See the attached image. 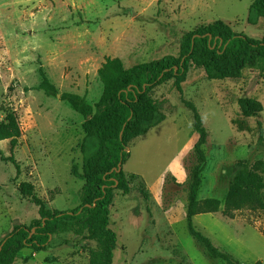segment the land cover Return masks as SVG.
<instances>
[{"label": "rangeland", "instance_id": "obj_1", "mask_svg": "<svg viewBox=\"0 0 264 264\" xmlns=\"http://www.w3.org/2000/svg\"><path fill=\"white\" fill-rule=\"evenodd\" d=\"M254 0H0V129L15 117L21 131L15 148L0 139V242L20 225L39 218L38 208L18 188L32 184L48 208L69 211L84 202L81 144L84 119L62 101L82 97L96 113L103 93L98 70L107 58L126 68L178 56L184 35L218 20L254 40L264 37V20L247 23ZM46 76L56 91L38 86ZM175 79L153 92L166 119L134 141L123 171L131 193H117L110 229L117 235L112 264H226L206 257L190 236L187 212L199 178L197 201L216 209L193 218L195 229L240 264H264V212L243 209L223 216L232 176L243 163L264 161V65L239 79L209 81L204 69L189 68L182 93ZM241 98L258 101L262 112L246 118ZM185 102L193 103L203 126L196 128ZM208 134L206 162L195 144ZM13 153L19 172L9 161ZM99 245L73 230L54 236L41 252L25 249L15 264H90ZM256 257L251 259V255Z\"/></svg>", "mask_w": 264, "mask_h": 264}, {"label": "trees", "instance_id": "obj_2", "mask_svg": "<svg viewBox=\"0 0 264 264\" xmlns=\"http://www.w3.org/2000/svg\"><path fill=\"white\" fill-rule=\"evenodd\" d=\"M261 20H264V0H254L249 7L247 23L256 26ZM262 64L264 37L251 39L234 32L221 20L184 35L178 56L168 55L130 68H126L119 58H107L98 70L103 93L95 104L93 116L91 106L79 95L65 93L61 97L84 119L85 137L80 148L82 174L76 166L71 169L73 177L85 181L83 204L69 211L52 210L38 197L32 184H21L18 191L38 208L39 218L28 226H17L0 242V264H15L25 249L41 252L54 236L70 230L77 236L87 232L88 238L99 245L98 249L91 251L90 264H112L117 235L110 229V212L116 194L120 192L126 196L132 190L123 171L129 159L130 145L166 119L154 102L155 87L175 79L174 89L182 93V84L191 65L204 69L209 81H217L239 79L245 69H259ZM38 90L46 94L56 91L46 76H43ZM185 105L193 112L196 128L202 127L196 106L191 102H185ZM238 106L246 118L262 112V105L253 99L241 98ZM20 136L16 118L9 117L8 124L0 129V139L10 140L12 151ZM263 138L264 129L259 124L260 142ZM207 145L208 134L202 130L195 144L200 164L206 162L204 148ZM9 161L19 172L13 153ZM199 183L196 177L187 212L190 236L202 247L206 257L220 259L226 264H240L233 255L220 252L208 237L195 229L193 218L219 205L213 199L197 201ZM243 209L264 212V161L241 164L230 180L223 216L232 218L235 212Z\"/></svg>", "mask_w": 264, "mask_h": 264}, {"label": "crops", "instance_id": "obj_3", "mask_svg": "<svg viewBox=\"0 0 264 264\" xmlns=\"http://www.w3.org/2000/svg\"><path fill=\"white\" fill-rule=\"evenodd\" d=\"M261 21H263V20H261ZM261 21H260V22H261ZM260 22H259V23H260ZM250 238L252 239V241H255V242H257V243H259V244H261V245L263 244L261 240H264V237H261V236H253V237H250ZM255 257H256L255 254H252V255H251V259H253V258H255Z\"/></svg>", "mask_w": 264, "mask_h": 264}]
</instances>
